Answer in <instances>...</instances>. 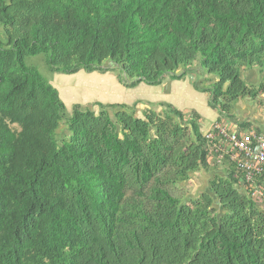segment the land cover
<instances>
[{"label": "trees", "instance_id": "16d2710c", "mask_svg": "<svg viewBox=\"0 0 264 264\" xmlns=\"http://www.w3.org/2000/svg\"><path fill=\"white\" fill-rule=\"evenodd\" d=\"M40 52L60 74L116 69L125 88L197 68L230 120L264 95V0H0V264H264L263 173L227 156L214 171L197 114L168 103L68 113L24 63ZM201 170L206 188L184 191Z\"/></svg>", "mask_w": 264, "mask_h": 264}, {"label": "crops", "instance_id": "0c3cea01", "mask_svg": "<svg viewBox=\"0 0 264 264\" xmlns=\"http://www.w3.org/2000/svg\"><path fill=\"white\" fill-rule=\"evenodd\" d=\"M241 78L248 85H256L260 81L261 76L256 68H251L243 70L241 72ZM210 82L211 78L208 75H202L197 68H192L187 70L181 79H173L169 76H165L156 86L138 83L135 87L123 88L124 86L122 85V87L120 83H118V85H120L122 90L129 89V96H131V98L129 99L130 104L128 105H135V107L139 109L146 107L145 103H168L186 115L190 112L196 113L198 116L199 130L202 135L210 132L214 123L220 122L229 130L253 129L264 137V95L261 94L255 99L246 97L239 99L232 106L231 112L233 118L225 120L208 104L209 93L206 88L210 85ZM132 90H134V96L131 95ZM184 93H189L190 95L185 96ZM181 98H187L188 101L183 102ZM217 142L218 143L215 145L220 150V161H215L217 154L211 153L208 157L207 164L209 167L216 165L214 170L216 172L221 168L225 156H227L228 159H233V149L231 146L224 140L217 139ZM199 172H201V174L204 173L205 177H203V175L202 177L206 181H209L212 177L211 174H213V172L205 174L202 170ZM260 194L262 198L259 200L264 203V193L262 194L260 191Z\"/></svg>", "mask_w": 264, "mask_h": 264}, {"label": "rangeland", "instance_id": "374dc122", "mask_svg": "<svg viewBox=\"0 0 264 264\" xmlns=\"http://www.w3.org/2000/svg\"><path fill=\"white\" fill-rule=\"evenodd\" d=\"M25 65L35 68L40 75L50 84L56 87L59 97L65 105L66 111L69 113L73 103L81 105L91 104L92 102L101 103H124L130 104L129 89H123L118 85L117 71L113 69L106 73L91 72L87 73L83 70L75 74L67 75L55 72L45 61V55L40 52L33 56L24 58ZM196 64V63H195ZM104 67H110V63H105ZM122 86V85H121ZM123 87V86H122ZM125 88V87H123ZM134 96V90L131 91ZM189 96V93H184ZM183 102H187V98H181ZM141 103V102H140ZM143 104V103H141ZM158 110V109H157ZM60 128H63L61 125ZM214 172V171H213ZM204 173L195 172L188 180L183 190L190 194H197L204 190L207 181L203 179ZM182 190V191H183ZM180 194L181 192H175ZM258 208L264 212V203L255 198Z\"/></svg>", "mask_w": 264, "mask_h": 264}, {"label": "built area", "instance_id": "2783aa9c", "mask_svg": "<svg viewBox=\"0 0 264 264\" xmlns=\"http://www.w3.org/2000/svg\"><path fill=\"white\" fill-rule=\"evenodd\" d=\"M211 145L212 153H220L215 145L217 139L224 140L233 149L236 171H243L245 179L259 173L264 174V137L254 130H229L223 123H214L210 132L205 134ZM215 161H220V154Z\"/></svg>", "mask_w": 264, "mask_h": 264}, {"label": "clouds", "instance_id": "9594fccd", "mask_svg": "<svg viewBox=\"0 0 264 264\" xmlns=\"http://www.w3.org/2000/svg\"><path fill=\"white\" fill-rule=\"evenodd\" d=\"M217 123H219V122H217ZM248 130V129H247ZM253 130V129H252ZM257 133V132H256ZM257 134H259V133H257Z\"/></svg>", "mask_w": 264, "mask_h": 264}]
</instances>
